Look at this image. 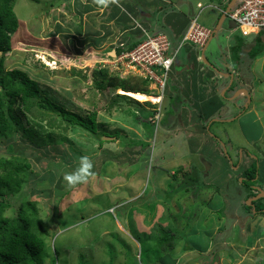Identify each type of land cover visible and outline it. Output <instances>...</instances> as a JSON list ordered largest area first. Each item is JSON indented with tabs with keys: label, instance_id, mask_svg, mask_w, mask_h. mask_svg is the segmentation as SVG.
Returning a JSON list of instances; mask_svg holds the SVG:
<instances>
[{
	"label": "rangeland",
	"instance_id": "rangeland-1",
	"mask_svg": "<svg viewBox=\"0 0 264 264\" xmlns=\"http://www.w3.org/2000/svg\"><path fill=\"white\" fill-rule=\"evenodd\" d=\"M63 1L65 0L16 1L14 11L19 20V29L13 36L12 50L6 54L5 69L18 68L26 72L38 81L42 93L77 115H91L93 119L94 112H97L95 121L87 122L96 134L90 130L84 131L78 125L71 126L63 122L61 116L53 112H45L42 117L37 100L34 113L29 114L30 124L24 122V127L42 126L44 131H52L56 139L54 143L47 145L33 143L23 135L22 129L0 136V156H19L26 159L30 165L19 191L5 189L4 198L11 205L4 216L12 220L22 205L29 201L36 203L38 215H34L31 209L26 210V214L31 219L35 217L33 231L45 242V255L41 264H264V250L253 252L254 254L250 251V260H243L242 257L238 260L236 251L230 248V239L234 234L231 219L235 212L241 217L243 215V222L246 220L243 203L238 202H243V197L249 194V187L242 183L244 177L240 168L244 165L250 167L257 162L258 157L244 151L246 155L242 166L233 168L230 165V154L227 156L221 144H217L208 136L209 133L218 136L214 134L217 128L207 131L218 118H228L227 108L231 116L241 117V122H237L243 132L241 135L244 134L250 141L255 149L254 153L260 149L262 152L261 164L256 163L258 175H255V183L264 191V50H256L264 32L260 35L243 36L237 26L233 25L229 18H225L222 29L208 46L205 56L209 64L220 72L232 71L234 66L236 68L235 63L233 66L232 61L223 53L230 51V56L237 53L241 57L242 66L246 62L253 64L256 60L248 80L254 85L255 98L262 103L256 100L254 110L247 116H240L233 103L227 101V95H230L231 91L221 95L222 87L216 86V92H210L209 97H216V94L220 93L218 99L223 102L226 111L221 110V114H213L209 121L203 118L199 120V124L202 122L201 128L205 129L204 135L211 141L201 145L202 149L205 148L202 157L206 158V161L198 164L199 182L185 185L180 182L181 176V180L176 182L170 174L175 172L180 164L190 170L194 166L193 161H197L196 157L188 153L179 154L182 149H187V145L180 141L185 139L182 136L192 138L194 134L188 128L187 122L184 123L181 111L199 110L197 100L190 103L181 96L180 103L170 107L174 108V114H162L157 130L147 121L148 117L153 115L150 111L154 105L146 101H139L141 104L138 105L128 98H121L120 103H114L111 107L113 92L98 89L92 72L105 68L114 74L123 73L114 69L109 64L111 59L106 57L107 52H112V48L108 47H116L120 43L118 29H96L106 33H101L99 37L96 35L95 40L91 41L84 32L89 27L71 30L69 25L70 21L76 24L72 16L81 17L89 8L86 5H76V1L72 0L70 4L65 3L70 10L68 13L60 6ZM226 1L228 0H176L174 10L182 9L187 18H193L199 13V2L204 6L215 4L225 7ZM170 10L157 13L160 14L159 21L154 20L148 29L151 34L159 29H167L161 22L163 15L171 12ZM220 15L211 8L205 9L198 22L214 30ZM140 18L143 19L142 16ZM105 21L110 22L111 19L106 18ZM98 22H102V19H98ZM114 25L112 23V26ZM60 26L65 29H60ZM77 31L78 33H74ZM124 38L128 42L131 41L128 34ZM100 53L104 56L98 58L97 54ZM182 53L178 57L179 65L182 64V59L184 61V58H181ZM103 60L108 64L98 63ZM234 61L236 62V59ZM74 69L82 71V74H74ZM170 83L169 87L174 85ZM154 87L153 84L150 86L153 90ZM120 92L121 90L116 93ZM199 94L204 97L203 105H210L211 99L206 97L205 91L201 90ZM150 101L154 104L153 99ZM182 102L185 103L183 109ZM55 122H62L61 126L51 128L50 123ZM218 123V128L232 126ZM190 124L192 125L191 122ZM163 133L166 134V139L173 140L179 159L171 161L172 157H169L168 163L159 165L156 148L160 134ZM199 136L203 137V134H198V138L191 142L194 149ZM63 137L67 140L62 139ZM234 137L237 142L233 138L232 141L237 146L241 136L237 134ZM223 143L228 148L232 147V143ZM254 143L259 149L254 147ZM217 146L221 147V150L217 151ZM240 150H237L235 156L238 161L241 157ZM219 154L227 156V160ZM83 156L89 157L93 164L91 174L85 183L69 186L64 176L80 166V158ZM189 161H192V166L187 168ZM207 183L212 186H200ZM203 188L206 193L200 195ZM189 197L190 201L183 202ZM253 197L256 196L251 195L245 203L248 205V200ZM197 204L199 206L196 208ZM238 204L240 205L236 209L234 206ZM248 206L252 211V230L257 233L256 236H264V220H258L254 203ZM163 208L171 210L170 216L172 214L173 217L171 216L170 220L174 225L171 226L165 219L169 216L165 215L166 211L164 218L156 222L175 229L174 232L179 235V239L172 241L169 250H166L169 247L165 249L158 246L157 239L160 234L157 226L156 229L147 231V226L150 228L154 219L158 218L157 209ZM174 217H177L176 221ZM237 230L238 234L233 237L234 240L248 245L246 236L249 233L243 234L242 229ZM239 254L241 255L240 251ZM241 256L247 255L242 253Z\"/></svg>",
	"mask_w": 264,
	"mask_h": 264
},
{
	"label": "trees",
	"instance_id": "trees-1",
	"mask_svg": "<svg viewBox=\"0 0 264 264\" xmlns=\"http://www.w3.org/2000/svg\"><path fill=\"white\" fill-rule=\"evenodd\" d=\"M16 1L17 0H0V136H5L10 132H18L22 129L23 135L27 139L31 140L33 143L42 145L54 143L56 135H54L52 131H44L41 125V127L35 125H31L30 127H24V122L26 124H30L29 114L32 115L34 113V107L37 100L39 101L38 106L42 110V117L45 115V112H53L54 114H58L59 116H61L63 122L68 123L71 126L78 125V127L84 131H92V128L87 125V122L92 123L93 121H95L97 112H94L93 119L91 118V115H77L76 113H73L64 108V106L58 104L50 96L42 93L38 81L28 76L26 72L18 68L9 70L5 69L6 54L12 50L13 36L19 29V20L14 11ZM159 13H161V9ZM155 16H158L159 18L160 14H154V17ZM182 35H184V33ZM168 38L170 39L169 36ZM180 40L181 38H179L177 41L170 39L173 50L179 45ZM136 44L137 43L131 42V44H129L128 49H132L136 46ZM186 50L194 55V60H196V66L199 65L198 67H200L201 65L204 66V69L205 67L209 69V64L198 59L201 54V51H199V55H197L191 45H186L181 48L179 54L176 57V61L174 62L173 68L178 66V57L181 52H183L181 58L185 57L184 53H186ZM121 51L122 49L117 48V53H120ZM97 56H99L98 58H101L104 55L100 53L99 55L97 54ZM73 72L77 75L82 74V71L75 69L73 70ZM92 77L98 89L109 90V92H113L114 98L111 102V107L114 103H120L121 98H128L138 105L141 104L139 101H136L128 95H124L125 93H116L118 90H123L125 92L143 93L149 96L153 95L154 93V91L150 88L151 80L147 78H124L118 74L111 73L110 71H108V69L105 68L93 70ZM210 80L211 82L214 80L211 73H209L206 78H204L205 82H208ZM167 98H170V106H172V104H177L181 99V97H178V95L176 96L172 94V87H169V93L167 95ZM175 99L177 100L175 101ZM146 103L154 105L149 101H146ZM165 108V114H172L174 111V108L170 109L169 105H166ZM150 112H153V115H155L154 108ZM152 116H149L147 121L152 123ZM61 123L62 122H60V124H57V122L50 123V127L53 128L55 126H61ZM152 124L157 130V124ZM99 125L103 126V124ZM164 125L165 124H163V126ZM167 130L169 131L170 129ZM203 130L205 131V129ZM207 131H210V128H208ZM92 132L96 134L95 131ZM209 134L208 136L211 135L210 138H213L214 142H216L217 144L220 143L221 138L219 136ZM160 137L166 138L167 136L163 133L160 134ZM62 139L67 140L66 137H63ZM216 148L218 151V146ZM220 157L226 160L228 158L227 156L226 158L224 155H220ZM256 160V163L261 164V157H258ZM256 163L254 162L250 167L244 165L243 168H240V171H243L242 177H244L242 179V183L249 187V194L243 197L244 201L242 202L245 214L248 212V214L252 213L250 206L245 203L246 200L251 195L254 196L256 192L258 193V191H255V189H253V185L257 184L255 183V175H258ZM230 165L232 166L233 164H231L230 162ZM29 167L30 165L28 164L27 160L22 157L0 156V264H41L43 256L45 255V242L38 233L33 231V224L36 221L35 217L31 219L27 217L26 214V210L31 209L34 212V215H38V209L35 202L29 201L26 204L22 205L20 208H18L17 215L12 220L4 216L5 211L11 205V203L4 198L5 189L9 188L11 190L19 191L25 181L26 170ZM187 168H190V166ZM198 171L199 170L196 166H193V168L191 167L190 170H186L185 166L179 165L177 170L171 173L170 175L172 179L176 182H178V180H181L179 179V176H181L182 180L180 182L185 185H191L199 182L200 175ZM166 172L169 173L168 170H166ZM253 203L255 204L256 213L264 214V198L260 199L258 202L256 201ZM166 210H168V218H172V214V217L170 216L171 210ZM157 217L158 218L154 219V223L151 225L150 228H148L147 226V231L149 232L151 229H156L157 226V231L160 234L157 239L158 246L162 248L169 247L167 249L165 248L166 250H169L170 247H172V241L179 239V235L178 233L174 232L175 229L170 227L168 228L167 225H163L156 222L160 218L161 220L162 218H164L163 216H161L160 209H157ZM165 219L168 220L167 218ZM152 235L154 236L153 233Z\"/></svg>",
	"mask_w": 264,
	"mask_h": 264
},
{
	"label": "crops",
	"instance_id": "crops-1",
	"mask_svg": "<svg viewBox=\"0 0 264 264\" xmlns=\"http://www.w3.org/2000/svg\"><path fill=\"white\" fill-rule=\"evenodd\" d=\"M76 1V5H80V6H87L89 9L86 10V12H83V15L81 17H77V16H72V20L76 21V24L72 23V21H70L69 25H70V29L71 30H78V29H85V26L89 27V29H86L85 32V36H87L88 38L90 37L91 41L92 39H94V37L97 35L98 37L101 35V33H103L102 31L99 32L96 29H118V34L120 35V39L123 38V40H125L126 38H124V36L126 34L130 35V44L131 42H139L142 39V33L140 32L139 28L136 27V24L140 23L139 25H141L142 27L149 29V27L151 28L150 24H152V22L154 20H156L157 22L159 21V18H155L158 16L154 17V14L157 15V13H159L160 9L161 11L164 10H168L171 9L169 13H165L163 15V21L161 22V24L166 26V30L163 29H159V31L156 33H165L167 34L170 39L177 41L179 38H182V34L185 33V31L187 30L189 24H190V20L191 18H187L186 14L183 12V10L179 9V10H174L175 9V5L177 4L176 0H108V4L107 6L101 5L99 3H97V0H75ZM65 3H72V0H70L69 2L63 1L61 3V7H63V9L67 10L68 13H70L69 9H67V6H65ZM174 8V9H173ZM143 17V19H141L140 17ZM102 17V18H101ZM81 18V19H80ZM83 18V19H82ZM107 19H111L110 22H106L105 20ZM98 19L101 20L102 22H98ZM135 20V21H134ZM112 23H114L115 25L112 26ZM67 25V24H66ZM75 25H81L80 27H74ZM60 29H65L63 26H60ZM61 32H64V30H61ZM99 32V33H98ZM168 32V33H167ZM74 33H78L74 32ZM106 33V32H105ZM103 33V34H105ZM154 34V33H153ZM182 35V36H181ZM111 35L108 37L110 38ZM128 41V40H126ZM112 42V41H111ZM109 42V44H113ZM107 44V43H106ZM108 48H112V47H108ZM113 50V49H112ZM186 53H184L185 57H184V61L182 59L181 61V65L178 64L177 67L172 69V75H171V79L172 82L170 83L171 85L174 83V85H172V94L173 95H178V97H183L184 100L190 102L193 100H197L198 102V108L199 110H195V111H185L182 110L181 111V115H183V121L184 123H186L188 125V128L191 129V132L194 133L191 137L186 138L185 136H183L182 138H185L181 143L186 144L187 145V149L184 151V149L181 150L182 154L184 152V154H189L193 157H196V163L194 162V166H196L198 168V164L202 163L203 160L206 161V158L202 157V153L204 152L205 148L202 149L201 145L203 144H207L209 143V141H211L207 136L204 135V128H201V124L202 122L199 124V120H201V118H203L205 121L208 119V121L210 120L211 117H213L212 115L215 113H220L221 114V110L226 111V107L224 106L223 102L221 100L218 99V96H220V93L216 94V97L214 96H210V92L212 90H214L216 92V86H218L220 88V86L222 87L221 90H223L221 95H225V93L231 91L228 88V80L226 79L225 82L222 81H215V82H205L204 78H206V76L209 74L208 70H210V68H206L204 69V66L198 67L195 65V61L194 60V55L189 53V51H185ZM193 52V51H192ZM197 54V51H195ZM193 55V56H192ZM234 58H239V60L241 61V57L235 53ZM225 66V65H224ZM178 68V69H177ZM218 89V88H217ZM201 90L205 91L206 97L210 98V105L208 106H204L203 103L205 102L203 100V96L200 93ZM220 90V91H221ZM199 92V93H198ZM233 93V92H232ZM231 93V94H232ZM171 94V93H170ZM230 94V95H231ZM227 95V96H230ZM238 95V94H237ZM237 95H235L234 97H236ZM215 98V99H214ZM215 102H214V100ZM182 99H180L181 101ZM232 97H227V101H231ZM240 100V99H239ZM179 101V103H180ZM258 101V99H257ZM214 102V104H213ZM260 103H262L261 101H258ZM191 103V102H190ZM167 105L170 106V98H168L167 100ZM183 104H185L184 102H182V109H183ZM207 107V108H206ZM228 107V106H227ZM255 106H252L250 108V110H254ZM228 108H227V113H226V119L223 118H218L220 120H217L216 122L212 123L210 125V130L216 127V131L214 130V133L217 134L220 138H221V147L222 144L226 145L223 142L229 143L231 145L232 143V147L227 148V151L230 153L231 155V160L233 161V163H235L236 161H238L236 156V152L238 149L240 150V155L241 157L243 156V152L244 151H248L249 153H253L255 155H257L259 158L263 157L261 154V149L257 152L254 153L255 149L253 148V146L250 144V141H248V139L244 136L241 135V133H243L240 127V123L237 124V122H241V117L238 119H234L231 114L228 113ZM235 120V121H234ZM190 122L192 123V125L190 124ZM218 122H222L223 126H226L228 124L232 125V126H228V127H221L218 128ZM185 124V125H186ZM242 124V123H241ZM190 131V130H187ZM203 134V137L199 136V140L195 143L196 148L194 149L193 145H192V140L198 138V134ZM239 135L241 136L240 142L239 144L236 143L237 146H235L233 144L232 138L236 140L237 139L234 137L235 135ZM210 137V136H209ZM186 140V141H185ZM206 140V141H205ZM173 140L170 139H166L165 137H160L158 140V146L156 148V151L158 153L157 156V162L159 165H163L164 163H168L169 160L167 161V158L172 157L173 161L174 159H179L178 155L176 154L177 152L175 151V147H174V143H172ZM204 142V143H203ZM254 147H256L257 149H259V147L254 143L253 144ZM192 147V148H191ZM221 147H218V149H220ZM223 148V147H222ZM225 148V150H226ZM178 150V149H177ZM221 150V149H220ZM224 150V151H225ZM162 153V154H160ZM161 155V158L159 159V156ZM246 155V154H245ZM198 157V158H197ZM240 157V159H241ZM243 159V158H242ZM188 163H190V167L192 166V161H189ZM187 163V164H188ZM182 165V164H180ZM232 167H237V166H233ZM210 169V167H209ZM229 169V168H228ZM237 169V168H236ZM235 169V170H236ZM226 170V167L225 169ZM228 171V170H227ZM226 171V172H227ZM173 173V172H171ZM177 186V185H175ZM204 188L208 187V186H212L211 184L207 183L204 185ZM200 187V186H199ZM202 189L200 195H203L206 193V189ZM204 191V192H203ZM211 197H213V195H211ZM188 199V200H187ZM185 199L183 202H187L190 201V197ZM203 200V199H201ZM244 201V199H242ZM195 203V202H193ZM238 203H242L241 201H239ZM184 204V203H183ZM234 206L236 209L239 207V205ZM199 206V204H197L195 207L197 208ZM167 208H163L160 209L161 210V216H164V211H166V216H167V212L168 210H166ZM244 210V209H243ZM187 213L189 214V211H187ZM245 214V213H244ZM260 214V215H259ZM257 217L258 220L263 221L264 220V214L261 213H257ZM246 220L250 219V221L246 220L243 222V215L242 217L239 215V213L235 212L234 217L231 219V224L233 226V235L231 236L230 239V248L234 251H236L237 257L239 258L238 260H240V258L242 257L243 260L244 259H249V252L252 251L253 252H257V251H263L264 250V245L262 244V242L264 241V236H256L255 234H257L256 232H254L251 228V223H252V218L250 216V214L247 215V213L245 214ZM169 224L171 226L174 225L173 222H171V218H167ZM175 221L177 220V217H174ZM159 221V220H158ZM173 223V224H172ZM238 229H242L243 234L245 233H249L246 236V241L248 245H244L242 243H237L236 240H234V236H236V234H238ZM237 230V232H236ZM241 231V230H240ZM249 238L254 239L253 241H250ZM264 243V242H263ZM247 246V247H245ZM262 248V249H260ZM239 251L242 255L246 254L247 256H241L239 254ZM254 254V253H253ZM254 256V255H253Z\"/></svg>",
	"mask_w": 264,
	"mask_h": 264
},
{
	"label": "built area",
	"instance_id": "built-area-1",
	"mask_svg": "<svg viewBox=\"0 0 264 264\" xmlns=\"http://www.w3.org/2000/svg\"><path fill=\"white\" fill-rule=\"evenodd\" d=\"M225 7L215 4L204 6L198 3L199 13L190 21L189 27L182 36L179 45L172 48V43L164 33L151 34L148 29L138 23L136 27L142 33L143 39L132 49L129 48L130 41L120 40L116 48L122 51L114 58L109 60V64L123 71V77L142 76L149 78L159 92V98L163 97L170 80V73L174 60L182 47L191 45L194 50L201 51L212 34V30L202 26L198 18L205 9H213L220 14L224 13ZM233 25L237 26L243 36L250 34L259 35L264 32V0H237L226 14ZM108 64V63H107ZM160 111L152 118L153 122H158Z\"/></svg>",
	"mask_w": 264,
	"mask_h": 264
},
{
	"label": "flooded vegetation",
	"instance_id": "flooded-vegetation-1",
	"mask_svg": "<svg viewBox=\"0 0 264 264\" xmlns=\"http://www.w3.org/2000/svg\"><path fill=\"white\" fill-rule=\"evenodd\" d=\"M205 45H204V47H205ZM204 47L201 48V54H200L201 57L205 56V52L207 50V49L204 50V54H202ZM229 52L223 53V55L227 59L232 61L233 66L235 63L236 68H235V66L234 67L231 66V67H233L232 71L220 72L209 64V68L211 70V71H209V73H211V75L213 76L214 82L215 81H222L226 78L228 79V85H229L228 88L231 90V93L232 92L233 93L227 97H232L231 102L233 103L234 109L237 111V113L238 112L240 113L239 114L240 116H247L248 114H250L252 112V110H250V108L255 105V101L257 100L255 98L256 91L254 90V85H252V83L249 82V80H248L249 79L248 76L250 74L249 72H251V70L254 69V64H255L256 60H254L253 64H249L250 62H246L244 65L245 66V70H244V66H242V61H240L239 58H237V59L235 58L236 59V62H235L234 61L235 59L233 57L234 55L232 54L230 56ZM205 58H206V56H205ZM206 60H207V58H206ZM226 66H227V64H226ZM239 91H240V93H239ZM235 95H237V96L234 97ZM232 117L234 119H238V115H233ZM218 120H220V119H218ZM220 121H223V120H220ZM244 158L245 157L243 155L241 157V159L238 161L239 162L238 164H242L244 161ZM254 186L255 185H253V187Z\"/></svg>",
	"mask_w": 264,
	"mask_h": 264
},
{
	"label": "clouds",
	"instance_id": "clouds-1",
	"mask_svg": "<svg viewBox=\"0 0 264 264\" xmlns=\"http://www.w3.org/2000/svg\"><path fill=\"white\" fill-rule=\"evenodd\" d=\"M230 1V0H229ZM97 3H99V4H101V5H104V6H107V4H108V0H97ZM199 3H201V2H199ZM203 4V3H202ZM228 5V4H227ZM227 5H226V7H227ZM225 10H226V8H225ZM222 14V13H221ZM221 16V15H220ZM162 33V32H161ZM155 34H158V33H155ZM264 33H262V35H263ZM142 39H143V37H142ZM142 39L139 41V42H136L137 44L138 43H140L141 41H142ZM121 40H123V39H121ZM112 51H115L116 52V56L119 54V53H117V48L116 47H112ZM195 51H197V55H199V50H195ZM107 54L109 55H107L106 57H109L110 59H112V58H114V57H116V56H111L110 55V52H107ZM199 60H201V61H203L204 62V60H203V58L201 57V55L199 56V58H198ZM99 60V59H98ZM176 61V59L174 60V62ZM104 63V64H107L106 63V60H103V61H98V63L99 64H101V63ZM206 63V62H205ZM174 65V64H173ZM106 66V65H105ZM99 69H101V68H99ZM172 69H173V67H172ZM172 71H171V73H170V79H171V75H172ZM118 75H120V74H118ZM122 75V74H121ZM120 75V76H121ZM121 77H123V76H121ZM129 77H142V76H129ZM124 78H128V77H124ZM144 78V77H143ZM146 79V78H145ZM147 79H149V78H147ZM169 83H170V80H169V82H168V86H167V88H166V91H165V94H164V96L163 97H161V98H159V92H158V90L156 89V87H154V93H153V95H150V96H153V97H155L158 101L157 102H155L154 101V111H155V114L158 112V109L160 108L161 109V111H160V118H159V121L156 123V122H153L152 121V118L155 116V115H153L152 117H151V121H152V123H154V124H157V126L156 127H158V124H159V122L161 121V117H162V114H164L165 113V107H166V98H167V95H168V93H169ZM154 85V83H152V81H151V85ZM150 85V86H151ZM119 91V90H118ZM121 94V93H120ZM124 95H126V94H124ZM129 96V95H128ZM149 102H151L150 100H148ZM220 143H221V139H220ZM224 144H222V147H223V149L225 150V148H226V145H224ZM226 154H227V156H228V151H227V148H226V150L224 151ZM230 154V153H229ZM243 155H245V152H243ZM230 157H231V155H230ZM229 157V158H230ZM230 162H231V164H233V166H237V169L242 165V164H237V163H233V161L230 159ZM93 168V164H92V162H91V160L89 159V157H87V156H83V157H81L80 158V166L75 170V171H73V172H70V173H66L65 174V176H64V180L67 182V184L69 185V186H75V185H77V184H81V183H85L87 180H88V178H89V176H90V174H91V169ZM201 186V185H200ZM257 185H255L254 186V188L253 189H255V191H258L255 187H256ZM259 191H258V193L256 192V195H254V196H257V195H259ZM263 198V197H262ZM254 202V201H253ZM253 202H252V204H253Z\"/></svg>",
	"mask_w": 264,
	"mask_h": 264
},
{
	"label": "water",
	"instance_id": "water-1",
	"mask_svg": "<svg viewBox=\"0 0 264 264\" xmlns=\"http://www.w3.org/2000/svg\"><path fill=\"white\" fill-rule=\"evenodd\" d=\"M236 1H237V0H230V1H229L228 5H227V7H226V10H225L224 13H222L221 16H220V19H219V22H218V24H217V27H216L214 30H212V34H211L209 40L207 41V43H206V45H205V47H204V49H203L202 54H204V50H206V49L208 48V46L210 45V43H211V41L213 40V38H214V37L217 35V33L222 29V24H223V22H224V20H225V18H226V14H227V12H229L230 8L235 4ZM257 49H258V50H260V49L264 50V34L261 36V38L259 39V41H258V43H257V45H256V50H257ZM110 55H111V56H116V52H115V51H112V52L110 53ZM202 58H203L204 62H206V63L209 64V62L206 60L205 56H202ZM239 93H240V91H239ZM223 146H224V145H223ZM255 188L260 192V194L257 195L256 197H253V198H251L250 200H248V205H253V204H252L253 201H256V200H258V199L264 197V191H263V189L260 188V187H257V186H256Z\"/></svg>",
	"mask_w": 264,
	"mask_h": 264
},
{
	"label": "bare ground",
	"instance_id": "bare-ground-1",
	"mask_svg": "<svg viewBox=\"0 0 264 264\" xmlns=\"http://www.w3.org/2000/svg\"><path fill=\"white\" fill-rule=\"evenodd\" d=\"M121 93H125L126 95H129V92H125L123 90H121ZM132 96L135 97V100L137 101H141V102H145V101H148V100H139V99H153L155 102H157L158 100L155 98V97H151L149 95H146V94H143V93H136V92H130ZM129 95V96H131ZM132 97V98H134ZM138 98V99H136Z\"/></svg>",
	"mask_w": 264,
	"mask_h": 264
}]
</instances>
